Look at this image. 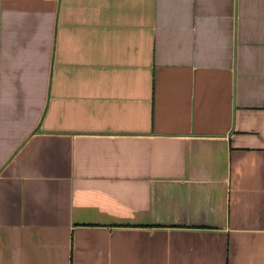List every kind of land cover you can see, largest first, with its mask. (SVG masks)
Wrapping results in <instances>:
<instances>
[{
    "label": "crops",
    "instance_id": "crops-1",
    "mask_svg": "<svg viewBox=\"0 0 264 264\" xmlns=\"http://www.w3.org/2000/svg\"><path fill=\"white\" fill-rule=\"evenodd\" d=\"M0 264H264V0H0Z\"/></svg>",
    "mask_w": 264,
    "mask_h": 264
}]
</instances>
